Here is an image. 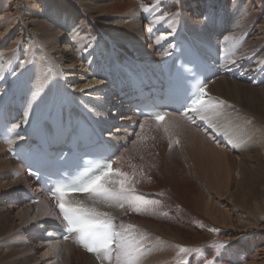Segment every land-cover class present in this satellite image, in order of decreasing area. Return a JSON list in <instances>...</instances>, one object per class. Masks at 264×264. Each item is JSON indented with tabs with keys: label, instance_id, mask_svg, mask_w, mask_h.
<instances>
[{
	"label": "bare ground",
	"instance_id": "1",
	"mask_svg": "<svg viewBox=\"0 0 264 264\" xmlns=\"http://www.w3.org/2000/svg\"><path fill=\"white\" fill-rule=\"evenodd\" d=\"M110 1L0 0V107L25 132L0 142V264H264V87L253 88L262 82L264 55H253L264 42V0L229 10L225 0ZM239 1L248 15L262 13L249 37ZM182 31L213 74L207 102L161 123L135 116L114 83L154 74ZM69 114L108 139L117 153L108 179L127 174L130 191L63 202L101 213L121 233L120 248L87 255L75 236L61 239L60 201L8 153L36 125L57 117L64 125Z\"/></svg>",
	"mask_w": 264,
	"mask_h": 264
},
{
	"label": "snow or ice",
	"instance_id": "2",
	"mask_svg": "<svg viewBox=\"0 0 264 264\" xmlns=\"http://www.w3.org/2000/svg\"><path fill=\"white\" fill-rule=\"evenodd\" d=\"M147 10V9H145ZM91 85H85V88H90ZM84 91V89H81ZM201 93L204 92V89L201 87L199 89ZM205 102L200 99V97L195 98L189 107L192 110H196V105H203ZM28 113H25V125L27 124ZM154 119L160 121L163 119L160 113L154 115ZM21 125L14 124L13 128L18 129ZM23 139V137H20ZM113 174L111 165H109L104 171L99 172L98 174L90 177L86 181H83V187L72 189H66L63 185L57 187L55 192L59 194L60 203L59 209L64 213V218L68 221L70 225H75L83 234H86L88 238L93 242L92 245L86 244L88 252H97L99 253L101 249L107 250L108 247L115 243L117 248L121 247L120 241L123 239L121 233L117 232L113 235L112 233V224L109 220L101 219V213L95 212L91 209L84 208H74L66 206L63 202L64 195L66 191H89L95 190L102 199H123L126 198V195L129 193L130 189L126 187L129 183V178L127 174L116 171L115 175L117 177H123L122 179H108L110 175ZM118 185V189L117 186ZM69 231H72L69 228ZM114 236L116 239H114ZM94 245V246H93ZM224 245H221V248ZM213 264V261L209 262Z\"/></svg>",
	"mask_w": 264,
	"mask_h": 264
},
{
	"label": "rangeland",
	"instance_id": "3",
	"mask_svg": "<svg viewBox=\"0 0 264 264\" xmlns=\"http://www.w3.org/2000/svg\"><path fill=\"white\" fill-rule=\"evenodd\" d=\"M122 1L124 0H111L110 2L113 4V6H116L114 3H121ZM235 0H225V5H227V8L229 10V8H231V6L233 5ZM244 2H241L239 1V3L237 4V9L236 12H237V15L239 16V21L242 20L244 18V16L248 19L247 21V24H246V32L248 33V37L249 35L254 32V28L256 27V24L259 23L260 19L262 18V13L261 12H256L257 11V8H255L252 12V14L248 15V11H249V6L245 7V9L243 10L242 7H244ZM247 10V11H246ZM120 11H116V12H113V11H110V12H107V14L105 13H99L98 16L95 18V20H98V21H107V18H109L108 20H111V21H114V19H111L113 17V15L115 16L116 14L120 13ZM107 15H109L110 17H108ZM33 21L34 24H35V20L34 19H31L30 22ZM185 24V23H184ZM32 26V25H31ZM225 35L228 34V28L226 26L225 28ZM251 30V31H250ZM220 39H222V37H220ZM260 49V50H259ZM259 49H256L254 50V53L256 52L255 55H253V59L255 61V59H260V57H262V55H264V42L262 45L259 46ZM253 52L251 54H254ZM262 60L260 66H258L257 70H259V73H257L258 75L257 76H260V74L262 75V82L253 87L254 89H259L261 87H264V59H260ZM218 63L221 65L223 63L222 60H218ZM235 78V75H233ZM125 103V102H124Z\"/></svg>",
	"mask_w": 264,
	"mask_h": 264
}]
</instances>
